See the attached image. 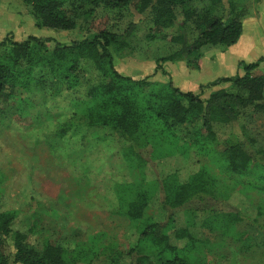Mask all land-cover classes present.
<instances>
[{"label": "trees", "instance_id": "1", "mask_svg": "<svg viewBox=\"0 0 264 264\" xmlns=\"http://www.w3.org/2000/svg\"><path fill=\"white\" fill-rule=\"evenodd\" d=\"M23 1L38 26L55 30L74 31L96 8L138 19L122 34L103 29L71 42L35 35L16 40L11 33L0 39V118L22 119L65 92L82 94L70 101L71 117L55 123L44 143L54 151L65 137L85 140L88 131L121 140L125 162L142 176L116 184L115 212L142 220L144 227L138 243L126 251L103 243L101 235L92 244L69 246L43 238L39 224L5 209L0 193V264H206L202 255L214 240L200 238L198 231L219 233L223 243L242 240L238 223L246 218L264 229L258 219L228 206L236 185L264 192V146L247 127L254 114L264 113V55L241 60L242 73L201 84L199 91L182 90L172 79L155 81L154 73L125 75L114 55V50L135 51L145 32L146 45L168 41L169 52L156 58V71L168 74V61H185L198 71L207 48L225 51L242 38L245 11H236L235 0ZM226 125L233 128L224 138L218 128ZM192 150L209 163L185 180L177 170L146 177L152 161ZM158 196L161 208L169 210L166 222L147 215ZM177 209L186 216L179 228L172 215Z\"/></svg>", "mask_w": 264, "mask_h": 264}, {"label": "rangeland", "instance_id": "2", "mask_svg": "<svg viewBox=\"0 0 264 264\" xmlns=\"http://www.w3.org/2000/svg\"><path fill=\"white\" fill-rule=\"evenodd\" d=\"M225 1L228 4L229 0ZM235 1L236 11H245L242 38L225 51L207 48L200 70L191 69L185 61H168L164 64L168 74L156 71V58L169 52L168 41L158 40L146 45L143 42L145 32L141 33L142 40L135 51L114 50L117 69L135 77L154 73L153 80L167 83L172 79L185 91H199L201 84L242 73L238 66L241 60L252 62L264 55V0ZM81 20L74 31L40 27L23 0H0V39L11 33L16 40L35 35L71 42L103 29L122 34L131 21L138 19L130 14L120 18L96 8L89 18ZM209 94L210 91L203 96ZM80 96L83 97L79 92H65L46 105L38 104L31 115L22 119L17 116L6 120L0 118V193L4 208L17 210L22 221L39 224L43 238L76 246L77 242L92 244L95 237L101 235L103 243H116L126 251L138 243L144 222L132 221L115 212L118 208L115 186L142 174L140 170L128 167L121 140L113 136L103 137L102 132L92 135L88 131L85 140L79 136L65 137L63 144L54 151L44 143L55 123L71 117L73 107L70 101ZM43 109L50 114L43 113ZM247 127L264 146V113L254 114ZM232 128L226 125L218 131L225 138ZM206 162L209 160L192 150L188 156L177 154L152 161L146 169V177L154 178L177 170L185 180ZM216 170L219 171L217 167ZM230 181L234 183V179ZM160 202L158 196L147 215L166 222L169 210L162 209ZM228 203L231 208L240 210L244 217L258 219L264 224L263 191L236 185ZM172 215L176 228L186 224L183 209L175 210ZM247 220L250 219L238 223L242 240L237 242L226 238L222 243L219 233L210 234L205 229L201 233L198 231L200 238L210 236L214 240V246L210 250L204 249L202 255L206 264H264V229ZM178 243L182 245L184 241Z\"/></svg>", "mask_w": 264, "mask_h": 264}]
</instances>
